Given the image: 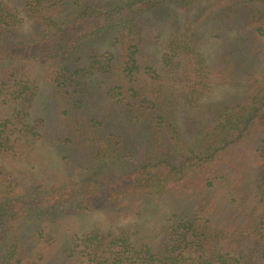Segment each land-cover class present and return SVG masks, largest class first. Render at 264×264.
Wrapping results in <instances>:
<instances>
[{"label":"trees","instance_id":"1","mask_svg":"<svg viewBox=\"0 0 264 264\" xmlns=\"http://www.w3.org/2000/svg\"><path fill=\"white\" fill-rule=\"evenodd\" d=\"M0 264H264V0H0Z\"/></svg>","mask_w":264,"mask_h":264},{"label":"rangeland","instance_id":"2","mask_svg":"<svg viewBox=\"0 0 264 264\" xmlns=\"http://www.w3.org/2000/svg\"><path fill=\"white\" fill-rule=\"evenodd\" d=\"M159 16L155 17H150L147 22V26L149 29L153 30L154 35H156L155 38V44H152L151 50L158 46V43L160 39L158 38V33H160L158 30L159 26L157 24ZM31 27L30 22L24 21L23 24L21 25V28L25 31L29 30ZM41 83L42 86V92H46L47 90V85ZM41 116L42 113H39ZM49 161V162H48ZM50 159L45 158L43 160V163L45 165V168L50 170L49 167L47 168L48 165L51 164ZM7 165V170H9L15 177H17L19 180L25 182L26 184H29V182L32 181V179H26V175L24 174L25 170H30V173L38 168V164H35V166L24 163V162H18L15 164H6ZM34 168V169H33ZM27 173V172H25ZM28 178V177H27ZM32 178V177H31ZM36 177H34L35 179ZM46 178V177H45ZM162 209L168 210L170 209L169 203H163V202H157L156 204H150L147 203L146 201H138L133 209L132 212L120 216L116 221H110L105 214L102 213H92L88 215L87 220L83 223V226H90L94 225V223H99L105 228L109 229H117L120 226L123 225H130L133 227L134 230L136 229H142L144 226L151 224V221H154L155 217L158 219L161 218V213ZM155 214V215H154ZM145 223V224H144Z\"/></svg>","mask_w":264,"mask_h":264}]
</instances>
